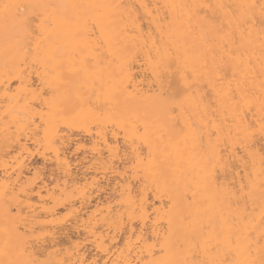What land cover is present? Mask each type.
<instances>
[{"label":"snow or ice","instance_id":"1","mask_svg":"<svg viewBox=\"0 0 264 264\" xmlns=\"http://www.w3.org/2000/svg\"><path fill=\"white\" fill-rule=\"evenodd\" d=\"M132 7L0 0L5 139L63 167L82 132L119 158L129 219L147 212L153 238L104 264H264V0H170L147 31ZM29 187L0 186V264H97L79 241L53 259L63 229L47 226L70 213L36 217Z\"/></svg>","mask_w":264,"mask_h":264},{"label":"bare ground","instance_id":"2","mask_svg":"<svg viewBox=\"0 0 264 264\" xmlns=\"http://www.w3.org/2000/svg\"><path fill=\"white\" fill-rule=\"evenodd\" d=\"M120 2L133 6V17L147 31L153 19L148 13L154 14L156 6L170 0ZM2 74L3 59L0 57V75ZM4 127V122L0 119V186L9 180L16 183L19 175L21 182L30 184L27 199L36 217L53 219L56 215L62 218L70 213L67 224L47 226L63 229L57 232L56 248L60 251L53 252V259H68V252L77 241L81 244L80 256L96 260L97 264H104L105 260L122 262L125 257L136 258L137 251H129L128 242L131 238L134 243L142 232L146 239H152L153 217L146 212L143 219L139 216L129 219L132 210L128 202L129 186L126 183L129 178L123 175V165L119 158L109 160L107 147L96 144L86 133L71 132L68 144L61 150V161H68L62 167L54 158L45 160L41 155L29 154L21 144L6 140ZM108 139L112 142L111 136ZM77 140L82 145L79 152L76 151ZM22 143L35 148L27 137L23 138ZM119 143L123 145V139ZM120 155H123L122 148ZM113 164L116 166L115 171L112 169ZM65 170L68 172L67 176ZM131 185L132 197L136 198L142 186L137 181H131ZM52 192L56 195L48 199ZM148 209L150 212V204ZM91 230L95 231V235H90ZM85 237L88 239L85 240ZM71 258L74 260L76 257Z\"/></svg>","mask_w":264,"mask_h":264}]
</instances>
